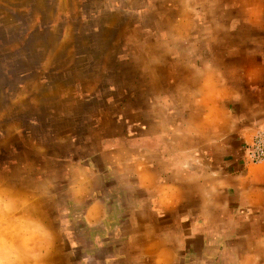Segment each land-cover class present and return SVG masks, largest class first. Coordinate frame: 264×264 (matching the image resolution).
Here are the masks:
<instances>
[{
	"label": "clouds",
	"instance_id": "1",
	"mask_svg": "<svg viewBox=\"0 0 264 264\" xmlns=\"http://www.w3.org/2000/svg\"><path fill=\"white\" fill-rule=\"evenodd\" d=\"M134 6L141 9L139 27L128 37L124 59L143 82L144 106L134 114L145 126L138 130L137 139L153 138L148 146L153 150L143 161V171L151 180L140 182L141 150L114 163L124 169L126 183L136 177L133 187L142 193L139 205L150 207L161 189L170 186L181 203L193 199V214L207 217L215 230L216 205L223 192L238 182L237 175L203 163L177 167L175 160H183L180 154L192 141L203 142L223 158L231 136L243 127L250 128L252 138L264 147V130L253 125L250 110L237 113L231 107L248 101L239 86L240 66L225 62L242 50L246 56L264 57V37L251 35L252 31L264 33V0H135ZM161 68L167 69L174 84L164 83ZM262 73L264 65L253 66L247 79L257 80ZM250 109L264 115V102ZM119 135L126 138V133ZM157 135L169 146L164 156L172 159L164 158L155 146ZM39 148L43 150H34L33 157L16 155L14 163L12 159L0 162V264H76L77 257L69 255L64 239L63 208L68 201L86 207L91 192L104 182L102 164L86 169L67 163L64 156L50 155L46 145ZM133 155L137 160L129 162ZM213 172L219 174L213 176ZM230 233L233 239L247 234L248 241L246 246L227 245L224 264L264 262V208L257 211L254 221L231 225ZM134 237L128 239L132 254L126 257L127 264H183L174 228L145 230L147 246L139 245Z\"/></svg>",
	"mask_w": 264,
	"mask_h": 264
},
{
	"label": "rangeland",
	"instance_id": "2",
	"mask_svg": "<svg viewBox=\"0 0 264 264\" xmlns=\"http://www.w3.org/2000/svg\"><path fill=\"white\" fill-rule=\"evenodd\" d=\"M134 5L135 0H0V162L14 163L16 155L33 157L34 150L46 145L50 155L64 156L69 164L86 169L102 164L104 182L89 202L104 196L110 221L120 220L121 229H91L84 217L87 206L68 201L62 212L64 239L76 264H127L129 235L147 246L145 230L159 231L176 219L174 212L165 215V187L150 207L138 204L142 193L133 187L135 177L126 183L124 169L114 163L132 151L111 150L130 144L128 140L138 142L134 147L144 152L138 164L143 168L144 157L153 150L148 147L153 138L137 139L138 130L145 128L134 114L144 106L143 82L124 59L128 37L139 27L141 9ZM160 71L165 83L167 69ZM162 135L154 142L164 156ZM250 140L239 145L231 137L223 156L239 146L243 157ZM150 180L147 172L145 182ZM180 233L176 230L179 243ZM193 262L187 257L183 264H201Z\"/></svg>",
	"mask_w": 264,
	"mask_h": 264
},
{
	"label": "crops",
	"instance_id": "3",
	"mask_svg": "<svg viewBox=\"0 0 264 264\" xmlns=\"http://www.w3.org/2000/svg\"><path fill=\"white\" fill-rule=\"evenodd\" d=\"M251 35L264 37V33L255 31H252ZM225 62L228 65L240 66L241 81L239 86L246 94L248 101L246 105L236 104L231 105V107H233L234 111L237 113H245L250 110L251 115L254 117L252 120L253 125L260 130H264V115L250 109H256L264 102V73H262L259 79L251 81L247 79L246 75L253 66L264 65V57L259 55L246 56L242 50L239 56L227 58ZM174 82L173 79L165 77L166 85L170 86L174 84ZM167 103V98H165V106H167ZM233 131H236L235 124L233 125ZM231 137L234 139L236 138L240 145L243 140L248 141L250 137L252 138L251 129L243 127ZM115 140L119 139L115 138ZM128 142H130V144L124 143L125 146H115L111 150L118 151L120 149H125L127 151H134L139 149L134 147L137 146L138 142L133 141L131 143L130 140H128ZM139 144H143V142H139ZM235 147V149L229 151L231 154L227 153V156L224 155L222 158L212 153L203 142L192 141L189 142L184 152L180 154L183 156V160H175V165L177 167H187L189 163L192 165L203 163L207 164L209 167L220 169L221 171L229 170L234 176L237 175L238 180V182L233 183L223 192L220 201L216 205L218 213L215 230L209 227L207 217L193 214V205L195 203L193 199L189 198L188 201L181 203L176 198L175 190L170 186L165 187V215L174 212L173 214H176V219L169 227L174 228L179 231V233L183 231V234L180 233L182 236H180L179 241L184 263L187 257H189L190 260H194L193 263L200 261L201 264H224L222 254L227 245L239 244L246 246L248 241L247 234L233 239L232 235L234 234L230 233V226L237 221H249L250 219L254 221L257 211L260 208H264V159L258 163H250L246 161L244 156H241L239 146ZM237 149L240 152L239 157L236 155ZM168 152L169 146L165 144V153ZM165 158L172 159L171 156H165ZM136 160L137 159H134L130 162H135ZM120 161L121 160L118 162ZM137 168L138 171L141 172L139 179L143 184L145 183L147 171H143L144 168L140 166H137ZM218 174L219 172L212 173L213 176ZM221 186H223L222 182ZM104 198L103 196V198L93 200L87 204V208L84 212L86 223L91 229H95V227L99 225L104 227L116 225L119 227L117 229H121V224H118L120 220H118L117 223L110 221L111 215L107 210L108 200ZM158 199L159 197L156 198V200ZM175 206L178 207L177 212L172 209L175 208ZM166 208L168 210H166ZM137 210L138 207L133 209L132 213L135 214ZM153 212L159 214L160 211L153 210ZM132 213L130 212V214ZM128 221L130 220L128 219ZM165 228H168V226H165ZM129 237L132 236L129 235L126 238L127 242ZM185 242H189V252L187 248L185 249ZM262 264H264V262H262Z\"/></svg>",
	"mask_w": 264,
	"mask_h": 264
},
{
	"label": "built area",
	"instance_id": "4",
	"mask_svg": "<svg viewBox=\"0 0 264 264\" xmlns=\"http://www.w3.org/2000/svg\"><path fill=\"white\" fill-rule=\"evenodd\" d=\"M242 153L246 161L250 163H258L264 159V147H261L253 138L243 146Z\"/></svg>",
	"mask_w": 264,
	"mask_h": 264
}]
</instances>
